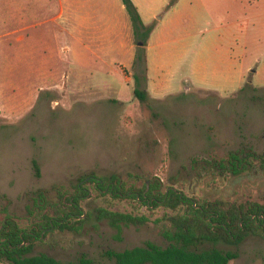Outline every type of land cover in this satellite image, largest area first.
I'll list each match as a JSON object with an SVG mask.
<instances>
[{"label": "rangeland", "instance_id": "374dc122", "mask_svg": "<svg viewBox=\"0 0 264 264\" xmlns=\"http://www.w3.org/2000/svg\"><path fill=\"white\" fill-rule=\"evenodd\" d=\"M52 9L49 0H0V222L6 210L25 216L32 191L90 172L137 174L138 186L156 177L201 199L263 201L264 162L239 174L213 164L235 151L264 155V0H169L138 66L69 57L56 37L60 22L47 19ZM142 209L152 219L166 211ZM161 229L153 221L124 226L119 239L107 222H92L58 232L34 253L117 264L107 249L166 247ZM216 247L238 253L230 264H264L262 236Z\"/></svg>", "mask_w": 264, "mask_h": 264}, {"label": "trees", "instance_id": "16d2710c", "mask_svg": "<svg viewBox=\"0 0 264 264\" xmlns=\"http://www.w3.org/2000/svg\"><path fill=\"white\" fill-rule=\"evenodd\" d=\"M123 3L133 22L136 38L143 44L134 64H145L144 46L155 24L143 23L132 0H123ZM135 78L140 80L138 75ZM134 92L140 100H146V91L135 88ZM256 162H264V155L251 152L244 156L235 151L230 152L227 159L216 161L213 167L239 174L247 164ZM33 168L35 175L40 177L41 167L36 159ZM128 178L117 173L90 172L70 186L54 184L50 189L32 191L25 216H16L6 210L0 222V262L64 264L45 252H34L58 232H80L92 222H107L116 229L119 239L124 226L139 228L152 221L162 225L161 234L169 242L168 246L148 241L122 251L107 249L105 255L117 264H230L238 253L220 249L216 247L218 243L236 244L248 234L264 237V199L262 202L201 199L172 184L165 185L156 177L142 186L137 184L140 175L129 173ZM116 201H130L133 208L127 211L113 208ZM143 206L151 211L164 207L166 211L161 217L152 219ZM206 243L213 246L202 248ZM68 264H94V260L83 254Z\"/></svg>", "mask_w": 264, "mask_h": 264}, {"label": "crops", "instance_id": "0c3cea01", "mask_svg": "<svg viewBox=\"0 0 264 264\" xmlns=\"http://www.w3.org/2000/svg\"><path fill=\"white\" fill-rule=\"evenodd\" d=\"M168 1L162 0L157 4L158 0H132L145 25L153 24L162 8L171 11L166 10ZM49 2L54 9L52 16L49 15L47 19L49 22H60L56 23V37L60 48L68 52L69 57H77L83 52L90 56L87 63L112 64L118 60L123 63L135 62L138 49L143 44L136 38L133 22L123 0Z\"/></svg>", "mask_w": 264, "mask_h": 264}]
</instances>
